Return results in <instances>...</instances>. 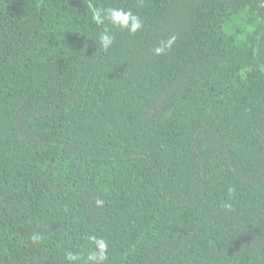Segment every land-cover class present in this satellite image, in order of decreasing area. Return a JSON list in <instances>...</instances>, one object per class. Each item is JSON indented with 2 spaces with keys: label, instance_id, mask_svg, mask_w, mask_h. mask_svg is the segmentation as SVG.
Here are the masks:
<instances>
[{
  "label": "trees",
  "instance_id": "trees-1",
  "mask_svg": "<svg viewBox=\"0 0 264 264\" xmlns=\"http://www.w3.org/2000/svg\"><path fill=\"white\" fill-rule=\"evenodd\" d=\"M90 4L144 27L105 52ZM91 236L104 264H264V0H0V264Z\"/></svg>",
  "mask_w": 264,
  "mask_h": 264
},
{
  "label": "clouds",
  "instance_id": "clouds-1",
  "mask_svg": "<svg viewBox=\"0 0 264 264\" xmlns=\"http://www.w3.org/2000/svg\"><path fill=\"white\" fill-rule=\"evenodd\" d=\"M88 9L91 12L92 22L97 26L104 25L106 21L111 25V28L105 27L103 32L98 35L100 48L105 52L113 46L116 40V34L112 29L126 30L129 34L134 35L144 27L141 17L131 9L125 10L121 7L101 8L92 6L91 4L88 6ZM175 39L176 37L172 36L167 41L161 42L154 49L155 54H165ZM96 203L97 206H102L104 201L98 200ZM31 239L33 242H39L42 237L34 233ZM89 239L95 245V249L90 251L86 257L81 256L79 253L67 252L66 259L70 264H76V262H82V264H104L108 260L107 240L97 236H91Z\"/></svg>",
  "mask_w": 264,
  "mask_h": 264
}]
</instances>
